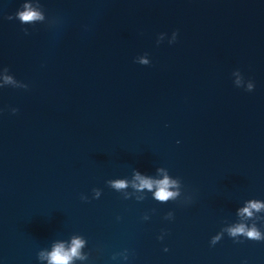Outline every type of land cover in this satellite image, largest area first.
<instances>
[{"label":"water","instance_id":"1","mask_svg":"<svg viewBox=\"0 0 264 264\" xmlns=\"http://www.w3.org/2000/svg\"><path fill=\"white\" fill-rule=\"evenodd\" d=\"M74 241L264 264V0H0V264Z\"/></svg>","mask_w":264,"mask_h":264},{"label":"clouds","instance_id":"2","mask_svg":"<svg viewBox=\"0 0 264 264\" xmlns=\"http://www.w3.org/2000/svg\"><path fill=\"white\" fill-rule=\"evenodd\" d=\"M21 18L24 20V21H29L31 19H33V14L31 12H28V13H21ZM115 187L117 188H120V187H123V183H117L116 185H114ZM141 186L142 187H151V184L147 181H141ZM168 186V181L167 179H165L163 182H162V186H161V189L160 191L157 193V197L158 199H160L161 201L163 200H166L170 195H172L171 193H169L166 188ZM261 207V205L259 204H251L250 205V208H255L257 210H259ZM243 212L245 214H248V215H251V212L249 211L248 208H245L243 210ZM245 232V229L244 227L241 225V226H238L234 229L231 230V234L232 235H236L237 233H244ZM246 235L254 240H260V235L259 233L256 231L255 228H253L252 230L250 231H247ZM81 246V242L80 241H74V247L71 249V253H62L61 251V248H57L55 253L50 257V259L52 261H55V262H58V264H67V261L71 259V256L72 255H75L77 253V249Z\"/></svg>","mask_w":264,"mask_h":264}]
</instances>
